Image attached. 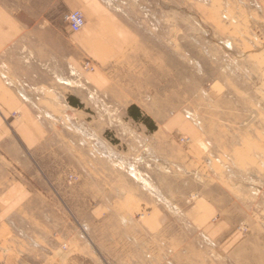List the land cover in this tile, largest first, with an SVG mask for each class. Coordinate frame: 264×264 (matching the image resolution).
Returning a JSON list of instances; mask_svg holds the SVG:
<instances>
[{
  "label": "rangeland",
  "instance_id": "obj_1",
  "mask_svg": "<svg viewBox=\"0 0 264 264\" xmlns=\"http://www.w3.org/2000/svg\"><path fill=\"white\" fill-rule=\"evenodd\" d=\"M104 1L132 45L30 81L44 139L0 264H244L264 249V0Z\"/></svg>",
  "mask_w": 264,
  "mask_h": 264
},
{
  "label": "crops",
  "instance_id": "obj_2",
  "mask_svg": "<svg viewBox=\"0 0 264 264\" xmlns=\"http://www.w3.org/2000/svg\"><path fill=\"white\" fill-rule=\"evenodd\" d=\"M61 8L83 12L86 23L78 34L61 24ZM134 31L104 0H0L1 234L13 231L14 216L28 205L29 185L23 177L29 146L44 139L45 125L30 110V95L41 94L33 90L38 87H29L30 81L38 86L39 81L58 79L62 54L76 63L77 49L91 63H111L131 47ZM244 256V264H264V249L245 251Z\"/></svg>",
  "mask_w": 264,
  "mask_h": 264
},
{
  "label": "built area",
  "instance_id": "obj_3",
  "mask_svg": "<svg viewBox=\"0 0 264 264\" xmlns=\"http://www.w3.org/2000/svg\"><path fill=\"white\" fill-rule=\"evenodd\" d=\"M64 21L70 32H78L85 26V18L83 13L80 10H70L64 14ZM86 68L92 70L94 69L93 65L90 64V61L85 62ZM179 141L182 143H188L190 138L187 136H181Z\"/></svg>",
  "mask_w": 264,
  "mask_h": 264
},
{
  "label": "trees",
  "instance_id": "obj_4",
  "mask_svg": "<svg viewBox=\"0 0 264 264\" xmlns=\"http://www.w3.org/2000/svg\"><path fill=\"white\" fill-rule=\"evenodd\" d=\"M74 104H75V103H74ZM130 114H131L134 118L139 119V109H138V107L135 106V105H132V106L130 107Z\"/></svg>",
  "mask_w": 264,
  "mask_h": 264
}]
</instances>
